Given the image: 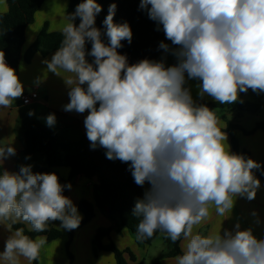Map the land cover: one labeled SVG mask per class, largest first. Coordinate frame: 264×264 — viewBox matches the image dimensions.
<instances>
[{
    "label": "clouds",
    "instance_id": "clouds-1",
    "mask_svg": "<svg viewBox=\"0 0 264 264\" xmlns=\"http://www.w3.org/2000/svg\"><path fill=\"white\" fill-rule=\"evenodd\" d=\"M116 8L112 3L103 21L106 44L95 26L102 6L96 0L79 3L66 15L61 45L45 63L57 76L60 70L71 74L61 76L70 88L64 111H88L84 125L91 147L106 149L110 160L130 162L135 183L151 185L134 208L142 217L136 238L150 239L158 231L172 242L183 237L176 264H264V239L239 223L223 234L194 233L211 208L228 219L236 196L255 198L260 181L252 170L261 165L230 152L217 112L196 105L184 87L187 73L202 81L201 96L221 104L236 102L248 89L264 92V0H140L139 8L179 46L173 52L179 63L167 68L148 59L129 65L118 53L122 40L131 43L132 31L127 22L114 23ZM159 47L169 51L168 44ZM23 92L0 50V107H10ZM55 122L49 114L47 125ZM14 154L10 145L0 147V165ZM65 187L71 184L62 185L56 173H34L31 165L0 174V225L10 233L0 252L6 264H21V258L31 264L47 242L46 236L33 239L23 228L13 230L18 222L34 232L47 231L56 220L67 230L79 226L81 216L63 195Z\"/></svg>",
    "mask_w": 264,
    "mask_h": 264
},
{
    "label": "crops",
    "instance_id": "crops-1",
    "mask_svg": "<svg viewBox=\"0 0 264 264\" xmlns=\"http://www.w3.org/2000/svg\"><path fill=\"white\" fill-rule=\"evenodd\" d=\"M67 4L68 2L66 0L44 1L41 8L36 12L33 23L25 30L22 51H25L33 43L39 28L44 22L47 23L49 32H61V29L68 23L66 16ZM5 6L7 10L6 3H0V12L6 11ZM54 19L61 20L55 28L52 27ZM178 47L175 45L174 50ZM55 52H51L45 57L37 53L28 64L21 61L16 69V74L24 87L23 95L35 91L38 96L29 105H23L19 97L10 107H0V147L10 145L15 149V154L5 158L3 164L0 165L1 174L5 170L11 173H18L21 166L31 165L34 173H56L62 185L63 181L67 180L69 174L68 169L47 168L44 155L36 153L29 158L23 156L24 129L22 122L25 120H34L31 117L36 113L39 106L46 109L45 114L39 113L41 116L44 115L47 118L49 114H55V124L53 126H46L52 132L58 136L72 140H78L82 136L87 138L84 120L88 115V111L82 114L74 110L70 112L64 111V106L70 102L68 95L70 88L65 84L61 76L67 77L71 74L60 70L61 76H57L47 69L45 61H50ZM173 52L169 55L172 66L175 65L177 59V56ZM185 81L184 87L190 90L193 102L196 105L216 102L213 97L207 94L203 96L199 94V86L202 85L201 80L189 79L187 73H185ZM237 101L244 100L241 96H238ZM212 110L217 112L221 120L220 126L222 128L226 126V121H229L243 130L251 131L257 122L264 120V118L258 117V114L242 115L230 111L227 108H216ZM29 112H32L33 115H29ZM247 116H253V119ZM232 136L237 141L240 149H244L249 153L250 159L258 162L260 165H264V131L255 130L252 134L244 135L241 130L234 129ZM227 137L226 143L230 146V152L232 153L229 134H227ZM256 170L254 169L253 174L260 181V187L256 191L255 198L248 200L246 196H236L228 219H225L224 216L217 215L215 208H211L209 218L196 226L194 233L198 232L201 235H211L221 232L223 234L224 230H234L235 225L239 223L241 230L251 229L257 239H264V182L258 178ZM68 184H71V188L65 187L63 195L70 198L74 205L80 201H86L91 204L94 207V217L82 227L75 229L70 246V251H75L74 261L65 253V249L67 248L66 242L68 240L66 234L67 229L61 226V221L59 220L51 222L53 228L60 231L61 235L56 240L46 242L41 248L38 264H68V262L69 264H115L111 252L95 251L94 248H91L95 231L100 228L108 229L112 226V221H114V224L117 221L116 218L110 217L105 210L95 206L96 181L78 175L72 178ZM141 192L143 198L142 186ZM78 213L82 220V213L80 211ZM127 231L128 229L124 227L110 230L108 235L103 239V244L106 245L111 242L121 251L129 250L133 254L135 261H130L128 255H125L128 264H152L158 257L160 258L157 264H176V257L182 254L184 244L186 243L183 237L177 242H172L165 233L159 232L151 244L145 247H139L135 243L134 236L132 238ZM9 234L4 226L0 225V252H3L5 241ZM175 249L179 251V254L168 255L172 252L175 253ZM0 264H6V262L0 259ZM21 264H29V262L21 258Z\"/></svg>",
    "mask_w": 264,
    "mask_h": 264
},
{
    "label": "trees",
    "instance_id": "trees-1",
    "mask_svg": "<svg viewBox=\"0 0 264 264\" xmlns=\"http://www.w3.org/2000/svg\"><path fill=\"white\" fill-rule=\"evenodd\" d=\"M45 0H5L7 10L0 12V50L4 51L7 64L17 69L22 61L28 64L32 57L39 53L42 57L57 51L63 39L61 32H49L48 25L44 24L38 32L35 40L25 51L22 46L25 40V30L34 21L36 12L41 8ZM68 2L66 15L75 11L76 6L83 0H66ZM102 6V11L96 15L95 26L101 30L102 40L107 44L106 26L103 24L108 14V8L112 3L117 5L114 16V23L122 24L127 22L132 31L131 43L122 40V47L117 51L127 57L129 65L138 63L143 59L158 61V53L162 51L160 43L167 44V38L163 32L162 25L149 19L147 11L140 9V0H96ZM80 19L77 17L74 23L78 26ZM86 52H90L91 43L86 42ZM89 63L94 58L86 56ZM179 63L176 59L175 65ZM86 87V85H84ZM209 109H228L238 114L257 115L262 106L258 103L236 101L231 104H221L220 102L201 103ZM98 107V104H97ZM226 121V119H225ZM23 132V156L29 158L36 153H42L45 157L47 168H66L69 171L68 178L63 181L67 185L75 176L81 175L88 179H94L95 185V206L103 209L107 214L116 218L114 227L120 229L127 228L134 236L135 243L139 247H145L157 237L156 232L152 238L138 240L136 238L137 226L142 219L134 214V208L138 200H142L141 186L137 185L132 176L130 162L125 163L118 159L110 160L106 157V149L97 145L91 147L90 141L82 136L78 140L67 139L58 136L47 127L34 120L22 122ZM239 129L244 135L252 134L255 130L264 131V120L257 122L251 131L241 129L239 126L226 121L224 131L229 134L232 153L242 155L249 159V153L240 149L237 141L232 136V131ZM254 172V169L252 170ZM1 174V169H0ZM256 175L264 182V165L257 168ZM148 189L151 185L145 183ZM83 215V219L77 228L82 227L94 217V207L86 201H80L75 205ZM23 228L24 233L30 238L46 236L47 242H51L60 237V231L48 225L45 232H34L22 222L13 225V230ZM76 228V229H77ZM75 230V229H73ZM110 228L97 230L92 243L94 249L107 251L113 254L115 264H128L125 255L130 261H135L133 254L129 250L121 251L111 242L103 244V239L108 235ZM177 242V241H176ZM176 247V245H175ZM179 254L175 249L168 255ZM71 259L70 255H68ZM160 257L156 258L152 264H157ZM37 260L31 264H38Z\"/></svg>",
    "mask_w": 264,
    "mask_h": 264
},
{
    "label": "rangeland",
    "instance_id": "rangeland-1",
    "mask_svg": "<svg viewBox=\"0 0 264 264\" xmlns=\"http://www.w3.org/2000/svg\"><path fill=\"white\" fill-rule=\"evenodd\" d=\"M59 21H61V20H55L54 19V21L52 22V27L53 28H55V26L57 25V24H59ZM44 24H47V23H43L42 25H41V27L39 28V30H38V32L41 30V28L43 27V25ZM38 32H37V34H38ZM167 44L169 45V51H167V52H165V50H163V51H161V52H159V58H158V62L159 61H162L163 63H164V65H165V67L167 68V67H171L172 66V64L170 63V60H169V55L173 52V50H174V47H175V45H173L172 44V42L170 41V40H167ZM238 96H241V98H243V100L245 101V102H250V103H258V104H260L261 106H262V108H261V110L258 112V117H260V118H264V92H261V93H257V92H253L251 89H248V91L247 92H240L239 94H238ZM45 111H46V109L44 108V107H41V106H39L38 108H37V111H36V113L31 117L32 119H34L35 121H37V122H39L41 125H43V126H47V123H46V117L44 116V115H40L39 113L41 112V113H43V114H45ZM248 118H250V119H253V116H247ZM252 117V118H251ZM40 155H43L42 153H39ZM36 167H37V165H36ZM142 188H143V198H144V195H145V192L146 191H148V187L146 186V184H144L143 186H142ZM53 222V221H52ZM112 226L110 227V230H114V229H116L115 227H114V221H112ZM26 224V223H25ZM29 228H30V226L28 225V224H26ZM51 226L53 227V224L51 223ZM97 230H105V228H100V229H97ZM97 230L95 231V233L97 232ZM109 230V231H110ZM74 232H75V230H67L66 231V234H67V242H66V246H67V248L65 249V253H66V255L68 256V255H70V257H71V260H73L74 261V252L75 251H73L72 252V250L70 251V246H71V244H72V241H71V239H72V237H73V234H74ZM128 233H129V235L133 238V235L131 234V232L128 230L127 231ZM95 235V234H94ZM94 237V236H93ZM93 240V239H92ZM91 248L93 249L94 248V246H93V243L91 242ZM95 251H99V250H96V249H94ZM66 256V257H67ZM65 258V257H64ZM68 264H69V262H68Z\"/></svg>",
    "mask_w": 264,
    "mask_h": 264
},
{
    "label": "built area",
    "instance_id": "built-area-1",
    "mask_svg": "<svg viewBox=\"0 0 264 264\" xmlns=\"http://www.w3.org/2000/svg\"><path fill=\"white\" fill-rule=\"evenodd\" d=\"M37 93L35 91H32L28 94L22 95L20 97L23 105H29L32 103V101H34L35 99H37Z\"/></svg>",
    "mask_w": 264,
    "mask_h": 264
}]
</instances>
